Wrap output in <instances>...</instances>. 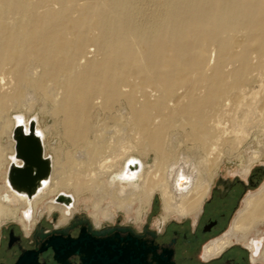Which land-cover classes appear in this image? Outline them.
<instances>
[{
	"label": "bare ground",
	"instance_id": "bare-ground-1",
	"mask_svg": "<svg viewBox=\"0 0 264 264\" xmlns=\"http://www.w3.org/2000/svg\"><path fill=\"white\" fill-rule=\"evenodd\" d=\"M29 119L51 165L32 198L7 181ZM242 153L245 176L264 156V0H0V225L80 204L139 220L156 193L163 221L196 217ZM259 189L208 253L264 231Z\"/></svg>",
	"mask_w": 264,
	"mask_h": 264
},
{
	"label": "flooded vegetation",
	"instance_id": "flooded-vegetation-1",
	"mask_svg": "<svg viewBox=\"0 0 264 264\" xmlns=\"http://www.w3.org/2000/svg\"><path fill=\"white\" fill-rule=\"evenodd\" d=\"M263 182L262 163L253 164L245 176L218 171L194 221L172 218L157 227L147 220L96 227L71 215L62 226L38 221L27 231L12 220L0 228V264H264L258 259L264 231L249 234L246 242L233 240L215 254L206 251L229 230L245 197L259 191ZM83 228L88 239H79L72 248L62 244L77 240ZM20 256L26 259L18 261Z\"/></svg>",
	"mask_w": 264,
	"mask_h": 264
},
{
	"label": "water",
	"instance_id": "water-1",
	"mask_svg": "<svg viewBox=\"0 0 264 264\" xmlns=\"http://www.w3.org/2000/svg\"><path fill=\"white\" fill-rule=\"evenodd\" d=\"M12 138L14 140V156L20 161L19 164L11 163L7 172V181L12 190L25 194L28 198H32L40 184L46 180L50 174V160L44 156L43 144L40 136L35 129V121L29 119L28 129L25 131L23 123H16L12 130ZM131 166H138L139 160L135 159L128 162ZM56 201H61L70 205L72 198L70 195L60 193L55 198ZM82 236L74 241H63L62 244L66 248L74 247L79 239H88L87 234L82 229ZM50 239H53L50 238ZM100 242V240H98ZM51 243V240H49ZM75 253H78L76 251ZM26 258L20 256L18 261H24Z\"/></svg>",
	"mask_w": 264,
	"mask_h": 264
},
{
	"label": "rangeland",
	"instance_id": "rangeland-1",
	"mask_svg": "<svg viewBox=\"0 0 264 264\" xmlns=\"http://www.w3.org/2000/svg\"><path fill=\"white\" fill-rule=\"evenodd\" d=\"M36 113H37V116L39 118H41L40 114L38 112H36ZM34 114H32V115H34ZM47 123H49V121H47ZM40 125H41V127L45 126L44 123H42V124L40 123ZM53 142H54L53 140L50 141V143H53ZM252 144H253V142H251V145ZM47 153L51 155V151L50 150H47ZM244 159H245V153H242V159H236V160L235 159H232V160L230 159V161L228 159H224L220 163V165H219V167L217 169V172L220 171L224 176H230V175H232V174L237 172V170L241 167L242 160H244ZM257 163L264 164V156L259 161L255 162L254 165L257 164ZM234 170H235V172H234ZM126 215L127 214L124 211L118 210V211L115 212V216H114V218L112 220L101 219V223H100L99 226H102L104 224H113V223H117V222L141 225L142 223H144L145 220H147L148 223L151 226H156V227L160 226L163 220H162L161 200H160L159 195L157 193L154 194V196H153V198L151 200L150 207L141 214V218L139 220H136V217H135L134 213H132V214H130L128 216H126ZM75 216H77V217H79V218H81L83 220H87L88 222H90L91 224H93L96 227L98 226V225H96L97 223L94 220L93 216L91 215V210L85 209L83 204H80L78 209L72 215V217H75ZM185 217H189L193 221L195 220V217L193 215H188V216H185ZM172 218H177V217L176 216H171L167 220H170ZM178 219H180V218H178ZM60 220H61L60 212L57 211V210H54L51 213H47V212L44 213L37 220V222L40 221V222H43L45 224H52V225H55V226H57V225L58 226H62L64 224H66L67 222H69V220H68L65 223L59 224ZM10 221H12V220H9V221H6V222L2 223L0 225V228H1L2 225L7 224ZM14 221L18 222L20 224V226H22V224L19 221H17V220H14ZM230 225H231V223L229 224V228H230ZM259 239H264V233L259 235Z\"/></svg>",
	"mask_w": 264,
	"mask_h": 264
},
{
	"label": "snow or ice",
	"instance_id": "snow-or-ice-1",
	"mask_svg": "<svg viewBox=\"0 0 264 264\" xmlns=\"http://www.w3.org/2000/svg\"><path fill=\"white\" fill-rule=\"evenodd\" d=\"M39 135V134H38Z\"/></svg>",
	"mask_w": 264,
	"mask_h": 264
}]
</instances>
